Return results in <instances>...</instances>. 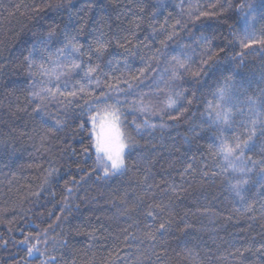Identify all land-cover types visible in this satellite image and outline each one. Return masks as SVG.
<instances>
[{
	"label": "trees",
	"instance_id": "trees-1",
	"mask_svg": "<svg viewBox=\"0 0 264 264\" xmlns=\"http://www.w3.org/2000/svg\"><path fill=\"white\" fill-rule=\"evenodd\" d=\"M246 26L264 38V0H0V264H264V46H241ZM41 64L63 95L36 111ZM108 105L129 147L105 176L91 117Z\"/></svg>",
	"mask_w": 264,
	"mask_h": 264
},
{
	"label": "snow or ice",
	"instance_id": "snow-or-ice-1",
	"mask_svg": "<svg viewBox=\"0 0 264 264\" xmlns=\"http://www.w3.org/2000/svg\"><path fill=\"white\" fill-rule=\"evenodd\" d=\"M191 15V14H190ZM201 15H206V13H201ZM199 17H197L198 19ZM176 26H181V22L177 21ZM244 34L246 39L249 41L248 43H245L241 41V46L243 48H250L252 47L253 44H259L261 46H264V38L260 39H254L252 37V34L249 33L247 26L244 28ZM103 35V34H101ZM52 36V33H49V38ZM74 39V37H73ZM168 39H171V36L168 37ZM200 40L203 42V44L206 46V53L208 54L209 59L212 58V53H211V40L207 37H201ZM163 43V42H162ZM98 46L95 48V54L99 58L100 55L103 54L104 49L106 45L104 44L103 41L97 40ZM78 50V49H74ZM31 53H29L28 57H25V60L28 61V67L31 69L33 67V61L30 59ZM202 63L207 64L208 60H202ZM74 67H79V65H73ZM98 67V66H97ZM180 67H185V65L181 64ZM96 68L94 67H89L87 72L85 73V76L89 79V82L91 81L90 73L94 72ZM38 71L41 75L48 76L49 79L47 81H41L40 82V87L39 90H33L31 92V96L35 99H38L40 101V104L37 105V108L35 109L36 111H41L42 108L46 105L47 103H51L53 100H57L59 95H63V93L60 90V86L58 84H53L52 87H48V84H52V74L47 72L43 64L38 66ZM56 81H59L60 77L57 75L55 76ZM97 84H99V81H97ZM67 87V85H65ZM131 87V85H129ZM79 92L83 93L85 91L84 86L82 85L79 89ZM67 95L69 97H75L76 95V90L72 92H68ZM224 95V90H221V98L223 99ZM60 103H65V101H59ZM73 101L72 100H67V104H71ZM175 101H170V106L174 105ZM91 107V106H89ZM108 108H111V120H99L96 116L91 117V123H92V135L94 137V147L97 153V166L102 167L104 171L105 176L109 175H115L117 172H121L125 169V159H124V153L125 149L129 147V144L126 142L128 140V137L124 135V133L121 132L120 130V118H119V109L116 108L113 105H108ZM216 118L223 119L225 123L228 121V116L227 114L221 115V113H216ZM60 122L57 121V124ZM253 125H255V121L252 122ZM83 127V125H81ZM141 127L140 125H137V128ZM246 146V144L244 145ZM237 151L242 152V145L240 143H237L235 145H222L221 146V152L224 155L225 159H228L229 157L233 156ZM191 165H189V168ZM55 171V170H53ZM52 173H49V176H51ZM47 183V178L45 180ZM69 192L71 190L69 189ZM65 206L67 207V202L65 203ZM163 211V208L160 209ZM149 216H153L152 212L148 213ZM155 219V217L153 216ZM59 219V217L57 218ZM165 229V224L161 223L159 225V230H164ZM152 239H155V237H151ZM6 243V242H5ZM21 243L25 245H29V238L25 237ZM261 249H264V245L261 246ZM260 249H258L259 251ZM40 249L35 245L31 244L27 248V253L31 257L34 252H39ZM54 260L55 258H51ZM42 264H47V261L42 262Z\"/></svg>",
	"mask_w": 264,
	"mask_h": 264
},
{
	"label": "rangeland",
	"instance_id": "rangeland-1",
	"mask_svg": "<svg viewBox=\"0 0 264 264\" xmlns=\"http://www.w3.org/2000/svg\"><path fill=\"white\" fill-rule=\"evenodd\" d=\"M101 120H111V115L110 116H107V117H105V118H101ZM119 126H120V130H121V132L123 133V127H122V122H121V120H120V124H119ZM127 142V141H126ZM128 143V142H127ZM127 150H128V147L125 149V153H124V159H125V155H126V152H127ZM122 172V171H121ZM121 172H117V173H121ZM116 173V174H117Z\"/></svg>",
	"mask_w": 264,
	"mask_h": 264
}]
</instances>
